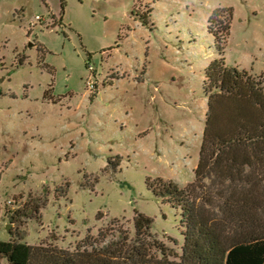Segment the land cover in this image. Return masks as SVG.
I'll use <instances>...</instances> for the list:
<instances>
[{
	"label": "rangeland",
	"instance_id": "1",
	"mask_svg": "<svg viewBox=\"0 0 264 264\" xmlns=\"http://www.w3.org/2000/svg\"><path fill=\"white\" fill-rule=\"evenodd\" d=\"M216 9L225 65L264 81V0H0V242L108 244L141 214L181 254L180 210L146 182L192 181Z\"/></svg>",
	"mask_w": 264,
	"mask_h": 264
},
{
	"label": "trees",
	"instance_id": "2",
	"mask_svg": "<svg viewBox=\"0 0 264 264\" xmlns=\"http://www.w3.org/2000/svg\"><path fill=\"white\" fill-rule=\"evenodd\" d=\"M151 14L131 11L142 27ZM231 19L230 9L208 19L218 57L204 71L206 114L192 181L183 188L146 182L155 197L180 210L181 254L154 239L152 220L136 214L131 238L108 244L85 238L73 250L13 239L0 242V263L264 264V81L225 65Z\"/></svg>",
	"mask_w": 264,
	"mask_h": 264
},
{
	"label": "built area",
	"instance_id": "3",
	"mask_svg": "<svg viewBox=\"0 0 264 264\" xmlns=\"http://www.w3.org/2000/svg\"><path fill=\"white\" fill-rule=\"evenodd\" d=\"M35 21H37V22H40V21H41V19H40V18H38V17H36V18H35Z\"/></svg>",
	"mask_w": 264,
	"mask_h": 264
}]
</instances>
